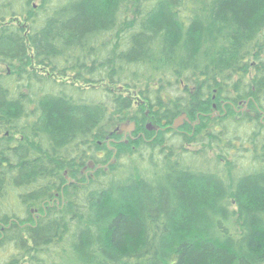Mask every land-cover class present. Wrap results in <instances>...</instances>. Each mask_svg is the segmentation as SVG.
<instances>
[{
  "label": "trees",
  "instance_id": "16d2710c",
  "mask_svg": "<svg viewBox=\"0 0 264 264\" xmlns=\"http://www.w3.org/2000/svg\"><path fill=\"white\" fill-rule=\"evenodd\" d=\"M0 264H264V0H0Z\"/></svg>",
  "mask_w": 264,
  "mask_h": 264
},
{
  "label": "water",
  "instance_id": "95a60500",
  "mask_svg": "<svg viewBox=\"0 0 264 264\" xmlns=\"http://www.w3.org/2000/svg\"><path fill=\"white\" fill-rule=\"evenodd\" d=\"M186 119V115H183L181 117H179L178 119L175 120L174 124H173V128L174 129H178L184 122V120ZM135 131V124H130V125H122L120 127V132L119 133H122V132H133ZM91 167H92V163L90 164Z\"/></svg>",
  "mask_w": 264,
  "mask_h": 264
},
{
  "label": "flooded vegetation",
  "instance_id": "af4514ba",
  "mask_svg": "<svg viewBox=\"0 0 264 264\" xmlns=\"http://www.w3.org/2000/svg\"><path fill=\"white\" fill-rule=\"evenodd\" d=\"M183 115H185V114H183ZM182 115V116H183ZM188 121V118L186 117V119L184 120V122H183V124L180 126V129L181 128H185V123ZM182 131H183V129H181ZM135 131H133V132H130V133H128V134H126V135H128V136H132V134L134 133ZM92 163V167H91V164ZM100 167V165H97V164H95V163H93L92 161L87 165V166H85L84 168H83V170H82V172L84 173V174H86V175H88V174H90V172H95V170L96 169H98Z\"/></svg>",
  "mask_w": 264,
  "mask_h": 264
},
{
  "label": "rangeland",
  "instance_id": "374dc122",
  "mask_svg": "<svg viewBox=\"0 0 264 264\" xmlns=\"http://www.w3.org/2000/svg\"><path fill=\"white\" fill-rule=\"evenodd\" d=\"M12 20H13V19H10V20H8V21L11 22ZM71 76H72V75L70 74V76H69L67 79L69 80L70 78H72ZM60 80H64V79H60ZM100 89H101V88H100ZM192 150H195V148L193 147Z\"/></svg>",
  "mask_w": 264,
  "mask_h": 264
}]
</instances>
